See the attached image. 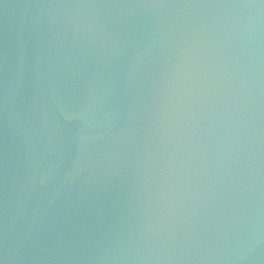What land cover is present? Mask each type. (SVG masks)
Instances as JSON below:
<instances>
[{
	"label": "water",
	"instance_id": "water-1",
	"mask_svg": "<svg viewBox=\"0 0 264 264\" xmlns=\"http://www.w3.org/2000/svg\"><path fill=\"white\" fill-rule=\"evenodd\" d=\"M0 264H264V0H0Z\"/></svg>",
	"mask_w": 264,
	"mask_h": 264
}]
</instances>
